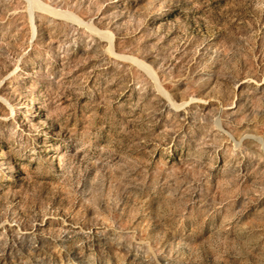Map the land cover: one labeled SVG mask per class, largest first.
I'll return each mask as SVG.
<instances>
[{
	"label": "rangeland",
	"instance_id": "374dc122",
	"mask_svg": "<svg viewBox=\"0 0 264 264\" xmlns=\"http://www.w3.org/2000/svg\"><path fill=\"white\" fill-rule=\"evenodd\" d=\"M0 264H264V0H0Z\"/></svg>",
	"mask_w": 264,
	"mask_h": 264
}]
</instances>
